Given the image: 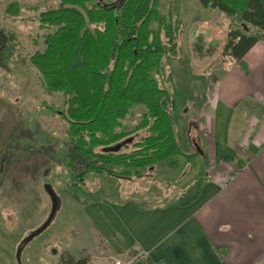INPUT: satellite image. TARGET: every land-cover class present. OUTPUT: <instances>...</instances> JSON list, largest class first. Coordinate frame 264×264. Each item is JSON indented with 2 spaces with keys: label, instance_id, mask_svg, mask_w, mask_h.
<instances>
[{
  "label": "trees",
  "instance_id": "1",
  "mask_svg": "<svg viewBox=\"0 0 264 264\" xmlns=\"http://www.w3.org/2000/svg\"><path fill=\"white\" fill-rule=\"evenodd\" d=\"M59 1L58 8L40 13V25L52 31L44 35L43 49L34 51L28 62L46 92L65 96V109L57 112L67 123L72 148L67 165L77 180L84 185L86 177L95 173L130 180L158 163L175 166L177 157L189 161L198 156L197 150L186 153L181 145L179 93L171 86L170 70V87L155 77L162 78L178 45L171 16L166 19L160 13L159 0ZM199 3L229 18L223 56L240 61L263 38L264 0ZM11 40L0 28L4 69L13 61ZM135 105L143 107V113L133 129H125L124 121ZM119 144L117 150L111 149ZM71 197L81 201L75 193ZM60 264H89V260L64 251Z\"/></svg>",
  "mask_w": 264,
  "mask_h": 264
},
{
  "label": "crops",
  "instance_id": "2",
  "mask_svg": "<svg viewBox=\"0 0 264 264\" xmlns=\"http://www.w3.org/2000/svg\"><path fill=\"white\" fill-rule=\"evenodd\" d=\"M225 42L200 84L178 90L181 134L201 153L177 157L174 196L150 201L136 178L120 194L85 191L94 232L122 264H264V36L240 61Z\"/></svg>",
  "mask_w": 264,
  "mask_h": 264
},
{
  "label": "rangeland",
  "instance_id": "3",
  "mask_svg": "<svg viewBox=\"0 0 264 264\" xmlns=\"http://www.w3.org/2000/svg\"><path fill=\"white\" fill-rule=\"evenodd\" d=\"M59 6V0H0V28L12 36L14 47L9 69L0 67V264H18V248L21 264H60L64 251L75 257L85 256L90 264H115L94 232L81 201H86L85 191L91 186L98 187L100 194L112 189L109 193L113 195L122 179L95 173L86 177L84 185L77 180L67 165L72 152L67 123L58 113L65 109V96L46 92L39 74L28 62L34 51L43 49V37L52 31L40 25V13ZM158 10L166 19L171 16L178 45L166 62L162 78L155 77L170 87V70L172 85L185 96L191 84H200L197 75L227 40L228 18L218 9L203 8L199 0H159ZM20 58L25 62L21 63ZM143 110L135 105L124 128L133 129ZM178 118L177 114L181 145L189 146L191 151L186 153H193L194 142H187L181 134ZM177 165L160 163L156 170L144 169L141 176L133 177L136 179L132 184L141 183L144 193L151 195L150 201L170 199L174 194L167 191L179 186L175 177L185 168V163L175 168ZM46 184L57 195L56 214L44 231L20 246L50 213ZM72 193L81 201L74 200Z\"/></svg>",
  "mask_w": 264,
  "mask_h": 264
},
{
  "label": "water",
  "instance_id": "4",
  "mask_svg": "<svg viewBox=\"0 0 264 264\" xmlns=\"http://www.w3.org/2000/svg\"><path fill=\"white\" fill-rule=\"evenodd\" d=\"M97 1L101 2L102 0H97ZM99 4H101V3H99ZM120 145L121 144L114 146L111 149L117 150L120 147ZM196 148L201 153V150L197 145H196ZM45 190H46V192L50 198V202H51L50 213H49L47 219L43 222V224L39 228H37L35 231L31 232L29 234V236H27L25 238L24 242L33 239L35 236L39 235L42 231H44L50 225V223L52 222V220L56 214L57 207H58L57 195H56L55 191L53 190V188L49 184L45 185ZM20 251H21V248H18L17 252H16V260H17L18 264H21Z\"/></svg>",
  "mask_w": 264,
  "mask_h": 264
},
{
  "label": "built area",
  "instance_id": "5",
  "mask_svg": "<svg viewBox=\"0 0 264 264\" xmlns=\"http://www.w3.org/2000/svg\"><path fill=\"white\" fill-rule=\"evenodd\" d=\"M115 264H122L119 260H115Z\"/></svg>",
  "mask_w": 264,
  "mask_h": 264
},
{
  "label": "flooded vegetation",
  "instance_id": "6",
  "mask_svg": "<svg viewBox=\"0 0 264 264\" xmlns=\"http://www.w3.org/2000/svg\"><path fill=\"white\" fill-rule=\"evenodd\" d=\"M23 243H24V241L22 242V244H21L20 246H22V245H23Z\"/></svg>",
  "mask_w": 264,
  "mask_h": 264
}]
</instances>
